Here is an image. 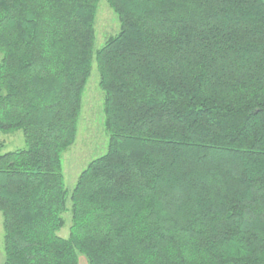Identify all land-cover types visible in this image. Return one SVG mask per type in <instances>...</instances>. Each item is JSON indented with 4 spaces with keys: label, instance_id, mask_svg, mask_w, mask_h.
I'll use <instances>...</instances> for the list:
<instances>
[{
    "label": "trees",
    "instance_id": "trees-1",
    "mask_svg": "<svg viewBox=\"0 0 264 264\" xmlns=\"http://www.w3.org/2000/svg\"><path fill=\"white\" fill-rule=\"evenodd\" d=\"M98 2L0 0L2 264H264V0H105L96 48ZM94 63L107 149L68 189Z\"/></svg>",
    "mask_w": 264,
    "mask_h": 264
},
{
    "label": "rangeland",
    "instance_id": "rangeland-1",
    "mask_svg": "<svg viewBox=\"0 0 264 264\" xmlns=\"http://www.w3.org/2000/svg\"><path fill=\"white\" fill-rule=\"evenodd\" d=\"M94 23L95 47H99L114 35L119 28L116 15L105 0H99ZM103 93L98 86V73L95 63L82 93L80 116L77 122V132L73 144L62 154V172L65 187L71 189L79 173L94 158L105 153L108 144V134L103 125ZM25 146L21 130L10 133L0 132V153L22 148ZM65 225L58 234L67 237L70 225V214L64 213ZM0 214V262L3 254V230ZM2 259V260H1ZM78 264H87L82 255L78 257Z\"/></svg>",
    "mask_w": 264,
    "mask_h": 264
},
{
    "label": "crops",
    "instance_id": "crops-1",
    "mask_svg": "<svg viewBox=\"0 0 264 264\" xmlns=\"http://www.w3.org/2000/svg\"><path fill=\"white\" fill-rule=\"evenodd\" d=\"M1 224H2V222H1ZM2 260V259H1ZM3 263V261L2 262H0V264H2Z\"/></svg>",
    "mask_w": 264,
    "mask_h": 264
}]
</instances>
